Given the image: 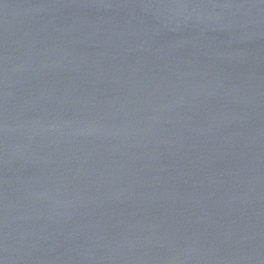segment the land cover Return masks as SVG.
Here are the masks:
<instances>
[{"label":"water","instance_id":"1","mask_svg":"<svg viewBox=\"0 0 264 264\" xmlns=\"http://www.w3.org/2000/svg\"><path fill=\"white\" fill-rule=\"evenodd\" d=\"M0 264H264V0H0Z\"/></svg>","mask_w":264,"mask_h":264}]
</instances>
